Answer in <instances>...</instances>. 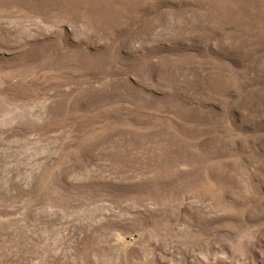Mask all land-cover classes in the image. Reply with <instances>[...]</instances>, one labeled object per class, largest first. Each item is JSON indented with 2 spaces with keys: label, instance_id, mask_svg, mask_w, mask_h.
I'll return each mask as SVG.
<instances>
[{
  "label": "rangeland",
  "instance_id": "1",
  "mask_svg": "<svg viewBox=\"0 0 264 264\" xmlns=\"http://www.w3.org/2000/svg\"><path fill=\"white\" fill-rule=\"evenodd\" d=\"M0 264H264V0H0Z\"/></svg>",
  "mask_w": 264,
  "mask_h": 264
}]
</instances>
